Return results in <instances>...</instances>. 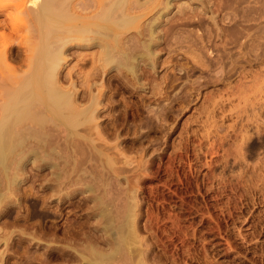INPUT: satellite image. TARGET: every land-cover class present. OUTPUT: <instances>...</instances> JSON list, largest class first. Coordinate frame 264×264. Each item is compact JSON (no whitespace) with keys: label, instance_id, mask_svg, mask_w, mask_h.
<instances>
[{"label":"rangeland","instance_id":"1","mask_svg":"<svg viewBox=\"0 0 264 264\" xmlns=\"http://www.w3.org/2000/svg\"><path fill=\"white\" fill-rule=\"evenodd\" d=\"M164 21L141 86L115 72L97 81L106 88L85 180L70 171L74 182L56 183L28 162L8 191L0 264H99L122 233L130 252L108 264H264V0H177ZM22 55L8 65L26 70ZM67 58L65 83L80 89L93 65Z\"/></svg>","mask_w":264,"mask_h":264},{"label":"bare ground","instance_id":"2","mask_svg":"<svg viewBox=\"0 0 264 264\" xmlns=\"http://www.w3.org/2000/svg\"><path fill=\"white\" fill-rule=\"evenodd\" d=\"M10 1L0 0V3L6 2L0 6V60L3 64L0 67L1 209V204L12 197V194L8 197V191L15 192L16 188L19 189V183L23 182V177H27L28 162L36 170L52 168L56 173L53 178L56 183L66 176L64 182L71 181V184L74 182L71 180L73 172L77 173L82 167L80 172L88 171V166L93 168V161L90 162V152L94 149L91 139L93 132L98 131V107L103 101L100 98L105 96L103 81L102 84L97 81L115 72V76H121L126 85L141 86L143 76L151 74L156 68L159 52L155 49L163 44L167 36L163 29L166 25L164 19L171 11L172 2L177 0H16V4H10ZM15 42L20 46L16 57L27 53L26 59L23 58L26 64L20 59L26 65V70L8 65L9 60L15 57L12 54L16 51L12 47ZM90 47L98 49L95 54L81 52ZM69 51L72 52L68 54ZM72 56L79 57L83 66L93 65L90 73L83 75L82 92L77 88L78 83L72 82L67 86L65 80L68 77L62 75L68 64L67 57ZM98 86L101 89L97 91L98 94H94L93 90ZM78 173L75 175L83 177L84 181L87 175ZM102 207L100 210L104 212ZM103 212L101 215L106 213ZM124 227H120V232L126 230ZM119 238L116 244L120 248L117 246L111 254L94 257L99 264L112 263L117 251L126 249L130 237L127 240L122 233ZM128 249L130 252L129 244Z\"/></svg>","mask_w":264,"mask_h":264}]
</instances>
